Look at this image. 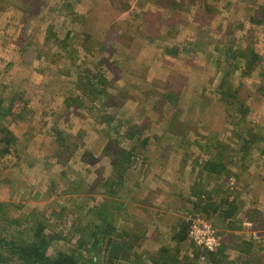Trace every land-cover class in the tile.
Listing matches in <instances>:
<instances>
[{
  "label": "rangeland",
  "instance_id": "obj_1",
  "mask_svg": "<svg viewBox=\"0 0 264 264\" xmlns=\"http://www.w3.org/2000/svg\"><path fill=\"white\" fill-rule=\"evenodd\" d=\"M31 1L0 0V124L18 140L0 156L9 215L28 232L37 215L59 237L54 254L75 247L88 209L105 206L117 226L146 231L135 249L140 264H153L164 247L193 258L195 242L177 245L171 236L181 222L201 219L218 243L231 238L226 264H264V26L250 21L264 0H129L124 12L108 0H41L45 12L27 24ZM87 35L105 50L86 44V52ZM230 48L259 56L248 73L239 59L242 79L236 62L229 67ZM71 136L79 145L61 155L63 167L55 155ZM218 159L225 167L213 177L205 164ZM208 193L214 204L244 202L240 228L195 211ZM113 201L121 203L115 212ZM250 208L258 221L243 214ZM251 239V254L242 255Z\"/></svg>",
  "mask_w": 264,
  "mask_h": 264
},
{
  "label": "trees",
  "instance_id": "obj_2",
  "mask_svg": "<svg viewBox=\"0 0 264 264\" xmlns=\"http://www.w3.org/2000/svg\"><path fill=\"white\" fill-rule=\"evenodd\" d=\"M108 1L111 6L115 7L120 12L126 11V9L131 6L129 0ZM40 2L41 0H33L30 2V5H28L30 6L28 14L31 15V19L28 20L27 24L33 19L34 21H36L45 12L49 3H47V5H45L44 7H40ZM172 5L176 6L175 3H172ZM262 11L263 12L260 15L254 14L250 17V21L253 26H264V6H262ZM228 36L230 37L231 34ZM91 37L92 36L89 35L85 36V39L81 43L83 49L85 48L86 50V47L88 45L87 49L90 50V45L92 46V43H90ZM64 42L66 41L64 40L61 43V47L62 49H67L68 42H66L67 45ZM95 47L98 50L102 51L106 48L102 45L96 44V46L91 47V50H93ZM166 50L167 53L174 55V53L170 51L169 47H166ZM229 51L230 54L233 53L234 55V60L231 65H229V67L232 68L233 64L236 62L234 64V68L240 71V79H242L243 75L246 72L248 73L250 69L259 61V56L254 49H248L247 51L237 49L236 51H234L232 48H230ZM86 52L89 51L86 50ZM240 58L242 60H246L245 73L241 70V65L239 62ZM105 62V59H102L99 62V65H106ZM103 78H105V76L101 75L100 82H103ZM222 95L227 96L228 93L223 91ZM165 98H167L166 95ZM208 106L209 103L200 102V108L202 109V111L208 108ZM9 114L10 113H3V120L6 119ZM56 134L59 135L61 134V132L59 131ZM0 136V156L3 157L12 152V147L17 143L18 140L12 133V131L5 127L4 124H0ZM70 138L72 141H70L69 139L59 141V151H57L55 156L59 161L58 164L61 166H63L67 160L66 159L65 162L61 163V161L59 160L61 155L66 153L67 158L72 157L74 154L72 151H76L79 145V143L73 142L72 136ZM83 153H85V151ZM130 157L131 154H127V158H125L124 161L121 160V165L125 166L123 164L130 162ZM217 161L219 162V164L214 163L212 160L207 161V163L205 164V169L211 171V174L214 177L217 176V174H220V171L218 170H220L221 167H225V164L222 160L218 159ZM16 163L18 164V162ZM19 168L26 167H22L19 165ZM126 169L127 166L126 168L122 167L123 172L120 171L119 174L125 176L126 172L124 173V171H126ZM62 172L63 178H67L68 172ZM6 182L7 179H5L4 177H0V193L6 192ZM120 182H118L116 186L118 188H120V186L123 188L124 184H122V178L120 179ZM48 185L51 188L50 190L55 189L54 182H51ZM11 186H14V184H11ZM115 193L116 190H113L112 187L111 194L115 195ZM194 194L195 192L193 193V195ZM202 195H198L197 203L194 204V209L197 213H200V216L202 214L204 216L219 214L218 216L220 218H222L224 221H227L229 228L238 229L241 227V222H236L238 220V217L241 215L240 213L242 212V208H244V202H230L226 200L222 201L220 204H214L212 202L213 198L210 193L203 197ZM112 204L114 212L115 210H118L119 207H121L120 202L118 203L116 201H113ZM10 206V203L0 201V264H140V262H138L139 254L135 249L136 246H140L142 241L146 238V231L140 232L134 229L122 228V225L117 226L115 220L112 221L111 218L106 214V212L108 211L105 206H102V208L92 207L88 209L87 212H85L87 213V218L79 223V229L75 228L74 232L77 237L75 247L71 250L58 251L54 254L51 253L53 244L52 242L59 237H57V235L53 233L46 234V225L39 222V218L37 215H31L32 221H30L29 219H25L27 222L30 221V231L28 232L27 230H23L20 227L21 221H19V219L17 218L13 219L9 215V212H12L9 208ZM243 214L246 216V218L249 219L250 217H253L257 221L259 219V216H261L259 211H257L255 208L247 209L246 211H243ZM192 223L193 221H188L187 223L181 222L179 228L174 232V235L171 236V242L177 243L178 245L190 241L188 234L189 230L192 227ZM228 240L229 243H219L214 251L199 247L197 248L199 250V253H197L196 255H192L193 258H190L188 256V258H184L183 260L176 256V254L178 253L177 246L175 248L173 247L175 250V256L171 254V249H167L168 247H164L159 251L160 257L158 256L157 259H153V264H199V260L201 257L204 258L205 263L207 264H226L229 259L228 250L230 251L232 249V240L231 238H228ZM254 244V242L252 243V239L251 242H249V240L243 242V247H240V252L242 253V255L251 254V248L254 246ZM129 250L131 251L128 253ZM261 250H264V246H262ZM165 255H167V257L173 258H170V261L166 260L164 258ZM189 261L191 262L189 263ZM236 261L237 262L230 261L228 264H239L241 263V258H237ZM241 264L254 263L253 261L251 263V260H243Z\"/></svg>",
  "mask_w": 264,
  "mask_h": 264
},
{
  "label": "built area",
  "instance_id": "obj_3",
  "mask_svg": "<svg viewBox=\"0 0 264 264\" xmlns=\"http://www.w3.org/2000/svg\"><path fill=\"white\" fill-rule=\"evenodd\" d=\"M189 237L195 242L196 246L203 247L210 251H214V249L219 245L212 227L201 219L193 221Z\"/></svg>",
  "mask_w": 264,
  "mask_h": 264
},
{
  "label": "crops",
  "instance_id": "obj_4",
  "mask_svg": "<svg viewBox=\"0 0 264 264\" xmlns=\"http://www.w3.org/2000/svg\"><path fill=\"white\" fill-rule=\"evenodd\" d=\"M218 175V174H217ZM214 177V176H213Z\"/></svg>",
  "mask_w": 264,
  "mask_h": 264
}]
</instances>
